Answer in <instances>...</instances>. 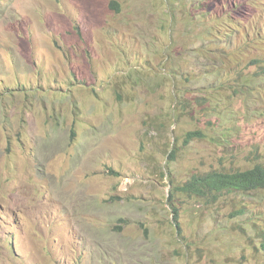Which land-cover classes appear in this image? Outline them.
<instances>
[{"label":"rangeland","instance_id":"374dc122","mask_svg":"<svg viewBox=\"0 0 264 264\" xmlns=\"http://www.w3.org/2000/svg\"><path fill=\"white\" fill-rule=\"evenodd\" d=\"M255 164L264 0H0V264H264V190L174 191Z\"/></svg>","mask_w":264,"mask_h":264},{"label":"trees","instance_id":"16d2710c","mask_svg":"<svg viewBox=\"0 0 264 264\" xmlns=\"http://www.w3.org/2000/svg\"><path fill=\"white\" fill-rule=\"evenodd\" d=\"M112 5L116 10H119L117 2H113ZM203 136L204 133L202 131H190L186 133L184 142L188 143L194 138H202ZM175 149V147L172 148L168 154L171 160L174 158ZM262 190H264V166L261 164H255L252 168L246 170L232 172L214 170L205 174L193 175L182 185L174 186L176 193L180 192L201 202H215L226 192L245 194ZM173 195L174 193L169 198L172 206ZM239 212L244 213L245 208L239 210ZM173 213L177 222L178 209L175 206H173ZM177 227L180 230L179 224Z\"/></svg>","mask_w":264,"mask_h":264}]
</instances>
